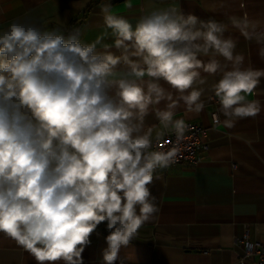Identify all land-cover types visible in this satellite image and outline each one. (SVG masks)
<instances>
[{"label":"clouds","instance_id":"obj_1","mask_svg":"<svg viewBox=\"0 0 264 264\" xmlns=\"http://www.w3.org/2000/svg\"><path fill=\"white\" fill-rule=\"evenodd\" d=\"M100 11L110 33L87 44L79 30L20 21L0 30V233L36 264H83L101 223L104 264H115L158 211L149 185L172 163V153L153 150V131L156 142L182 137L189 125L176 112L181 102L204 110L208 76H220L211 85L217 123L231 129L264 111L248 99L264 94V69L245 66L238 40L225 35L236 29L264 61V21L244 14L225 24L170 7L133 26L109 3ZM150 115L158 125H146Z\"/></svg>","mask_w":264,"mask_h":264},{"label":"crops","instance_id":"obj_2","mask_svg":"<svg viewBox=\"0 0 264 264\" xmlns=\"http://www.w3.org/2000/svg\"><path fill=\"white\" fill-rule=\"evenodd\" d=\"M108 3L115 14L126 16L133 26L141 15L170 7L225 24L230 16L244 14L264 21V0H132L130 9L125 7V0H0V30L14 21L34 23L42 31L59 29L65 36L79 30L81 42L87 44L104 32L110 33L100 11ZM225 35L238 40L236 51L245 55V66L264 69L255 42L246 41L231 26ZM112 39L109 35L103 42L111 44ZM219 78V74L207 77L201 97L203 111L187 112L181 102L175 117L206 128L208 149L200 151L195 165L156 170L154 177L159 178H154L149 187L158 211L128 246L120 248L115 264H255L253 257H244L236 239L247 233L251 242H264V111L239 120L231 129L222 123L213 124L219 103L211 85ZM260 89L264 90V78ZM248 99L264 103V94ZM146 125H158V121L150 115ZM158 130L153 131V141ZM107 235L106 224L101 223L89 237L90 243L82 253L83 264H104ZM0 264L36 261L0 233Z\"/></svg>","mask_w":264,"mask_h":264},{"label":"built area","instance_id":"obj_3","mask_svg":"<svg viewBox=\"0 0 264 264\" xmlns=\"http://www.w3.org/2000/svg\"><path fill=\"white\" fill-rule=\"evenodd\" d=\"M212 123L218 124L213 120ZM189 128L182 137L176 136L173 132H168L159 141L153 142V150L163 154L172 153V163L174 165H195L199 162L200 151H206L208 145L205 142L207 130L201 124L186 122ZM236 243L242 246L245 258H254L255 264H264V242L250 241L248 234L236 239Z\"/></svg>","mask_w":264,"mask_h":264},{"label":"trees","instance_id":"obj_4","mask_svg":"<svg viewBox=\"0 0 264 264\" xmlns=\"http://www.w3.org/2000/svg\"><path fill=\"white\" fill-rule=\"evenodd\" d=\"M119 1H121V0H119Z\"/></svg>","mask_w":264,"mask_h":264}]
</instances>
